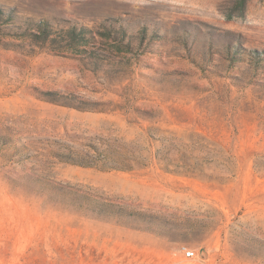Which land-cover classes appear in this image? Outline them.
Here are the masks:
<instances>
[{"label": "rangeland", "instance_id": "obj_1", "mask_svg": "<svg viewBox=\"0 0 264 264\" xmlns=\"http://www.w3.org/2000/svg\"><path fill=\"white\" fill-rule=\"evenodd\" d=\"M0 264H264V0H0Z\"/></svg>", "mask_w": 264, "mask_h": 264}, {"label": "trees", "instance_id": "obj_2", "mask_svg": "<svg viewBox=\"0 0 264 264\" xmlns=\"http://www.w3.org/2000/svg\"><path fill=\"white\" fill-rule=\"evenodd\" d=\"M39 27V32L44 34V39L48 42H58L59 43V39L62 38L61 34L56 33L55 35H53V31L50 28V26L48 24L45 23H39L38 24ZM89 30L87 28L81 27L80 29L76 28V27H72L67 29L66 31L61 30V32H64L66 34V38L65 41L67 40V43L64 45L65 48L69 47V46H75L77 43V40L81 39L84 42L86 41V37L85 34L86 32H88ZM76 164H80V165H85V166H91V164H82V163H76ZM43 184V189H45V191H41V193H44L47 195L50 193L52 194H58L59 196H64L65 198L70 199V201L72 202V204H74V206H77L79 208H83L87 211H89L91 214H93L94 216H96L97 218H105L104 216H121L124 214L125 211H123L124 209L118 205V204H114V203H110L107 201H101L98 198H96L95 196H93L90 193H86V192H80L75 190L72 187H66V186H56L55 184L52 183H42ZM138 218L141 219V216L138 215Z\"/></svg>", "mask_w": 264, "mask_h": 264}, {"label": "built area", "instance_id": "obj_3", "mask_svg": "<svg viewBox=\"0 0 264 264\" xmlns=\"http://www.w3.org/2000/svg\"><path fill=\"white\" fill-rule=\"evenodd\" d=\"M183 251L186 253L187 257H194L195 256V252L189 251L187 248H183Z\"/></svg>", "mask_w": 264, "mask_h": 264}]
</instances>
